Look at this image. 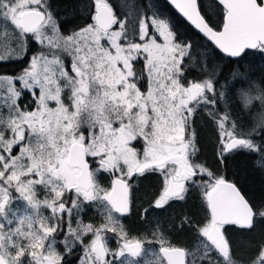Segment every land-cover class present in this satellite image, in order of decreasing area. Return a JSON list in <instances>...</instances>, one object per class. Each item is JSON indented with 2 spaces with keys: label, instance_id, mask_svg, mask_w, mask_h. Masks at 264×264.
<instances>
[{
  "label": "snow or ice",
  "instance_id": "obj_1",
  "mask_svg": "<svg viewBox=\"0 0 264 264\" xmlns=\"http://www.w3.org/2000/svg\"><path fill=\"white\" fill-rule=\"evenodd\" d=\"M170 2L237 63L249 50L264 53V0H211L207 9L201 0ZM88 12L68 30L50 0H0V63L25 61L0 74V264H67L77 249L79 264H264V233L249 241L247 260L229 235L264 224V197H248L238 179L200 162L193 128L207 112L217 165L247 150L264 167V81L234 73L225 90L192 43L140 0L120 10L90 0ZM226 96L229 111L219 108ZM148 173L161 188L145 223L149 209L201 188L203 218L173 225L186 241L159 222L132 236L122 222L134 180ZM86 208L99 223L85 222Z\"/></svg>",
  "mask_w": 264,
  "mask_h": 264
},
{
  "label": "trees",
  "instance_id": "obj_2",
  "mask_svg": "<svg viewBox=\"0 0 264 264\" xmlns=\"http://www.w3.org/2000/svg\"><path fill=\"white\" fill-rule=\"evenodd\" d=\"M143 1L144 0H140L141 3H143ZM150 1L155 3L158 12L162 13L163 17H166L170 20L175 31L181 36V38L192 43L196 54H198L200 51H206L207 53L213 55V67L220 71L221 77L228 79L231 73L235 72V59H226L218 52H216L201 37L196 35L162 0ZM201 2L205 9H207L211 4V0H201ZM50 3L52 4V10L59 14L60 19L61 17L69 19L67 21H70V23L66 25L68 30H71L79 25L88 22L89 0H50ZM248 54H255L259 59L264 60V56H262L261 53L257 50L249 51ZM221 63H223L222 67L220 65ZM8 67V65H0V71L4 73ZM197 72L198 70L189 74V77L191 79L197 78L192 77V75ZM197 114H199V112ZM197 114L195 115L196 117L194 116V118L196 119L193 118V126L195 127L198 147L200 149L198 153L199 161L206 163L212 169L219 167L222 174L226 175V177L232 181H236L237 178L241 180L239 176V167L237 168L233 164V162H238L235 164H242V166H244V169H247V171H250L252 174H254V177L256 176V179H254V185L259 186V188L262 187V185H264V177H262V179L257 178V174H259L261 171L257 173L256 170H258V167L260 165H257L258 167L255 165V159L252 160L254 164L250 160L253 166L250 162L242 160L241 163L238 159L236 161L231 160L233 161L232 163H229L231 165V168L229 167V164L227 168H225L224 165H217L216 155L218 140L216 128L214 127L213 122L211 123L212 127L211 125H209V123H200L201 119L198 118ZM257 143H261V140L259 138H257ZM258 158L260 159L259 156ZM261 170V173L264 175V170ZM245 172L246 171L242 170V176L245 177L244 187L242 188L247 193L248 197H254L256 199L264 197V188L263 191L254 189L255 192L254 190H250V188H248V186L246 185L247 177L245 176ZM137 179L138 181L134 182V205L132 208V212L129 214L130 217L128 218V222L124 223L129 233L134 236H139L141 234H144L145 232H150L152 228L157 224V222H159L161 227L166 228L170 232L171 238L175 242L180 243L186 241L190 234L187 232L177 231L176 228L173 227V225L175 224L178 227L180 219L185 215L192 216L195 220H200L203 218L204 205L202 202L201 188L199 186L191 188L184 201H173L170 203V206H166L163 209H149V213L146 217L148 223H145L144 219L142 218L143 210L144 208L149 207V203L152 202L159 193V190L161 188V178L158 174L148 173L143 177H137ZM239 185L242 186L240 183ZM257 226L258 227L250 233H243L235 228H232L230 230L229 235L231 239L236 242V244L238 239H242V247L241 245L237 244L238 252H241L240 254L245 256L247 253L243 254V252H246L247 249L250 251L247 244H249L250 240H253V236H256L255 240H258L260 238V235L264 233V224H257ZM250 255L251 252L250 254H248L247 259Z\"/></svg>",
  "mask_w": 264,
  "mask_h": 264
},
{
  "label": "rangeland",
  "instance_id": "obj_3",
  "mask_svg": "<svg viewBox=\"0 0 264 264\" xmlns=\"http://www.w3.org/2000/svg\"><path fill=\"white\" fill-rule=\"evenodd\" d=\"M110 2L114 5V7L117 10H120V9H123L130 2V0H110ZM89 3H90V0H89ZM142 4L146 5L147 6V10L150 11V12L151 11H158L157 7L155 6V3L150 1V0H144ZM61 19L62 20H64V19L69 20L67 18H62V17H61ZM36 47H37L36 45L32 46L33 51L36 49ZM198 59H199V61L201 63H206L210 70H215L218 73L219 78H220V84H221V86L224 87L225 90L227 89L228 85L232 82V76H233L234 73H241L244 77H246V78L250 77L252 80L256 81L257 83H260V82L264 81V60L263 59L262 60L259 59L257 57V55H255V54H248L244 59L240 60L239 63H237L236 60H235L234 61L235 62V72L231 73V75L229 76L228 79H225V78L221 77L220 71L213 67L214 57H213L212 54L207 53L206 51H200L198 53ZM24 63H25V61H20V62H18L17 66H13L12 69L10 70V72H9L10 75L19 72L20 69L24 66ZM220 65L222 67L223 63H221ZM0 74H2L1 71H0ZM192 77L199 78V70H198L197 73H194V75H192ZM188 79L191 80V78L189 76H188ZM221 103H222V105H221ZM219 108H221V109H223L225 111H229L230 110V101H227V96H226L225 99L221 100V102L219 104ZM198 112H199V114H197L198 118L201 119L200 123L203 124V122H206V123H209V125H211V123L213 121L208 116L207 112H205L203 110H199ZM194 119H196V118H194ZM194 119H193V121H194ZM243 122L246 124L247 120L245 119ZM213 125L216 128L214 122H213ZM211 127H212V125H211ZM193 128L195 130L194 126H193ZM240 154L241 155H245V156H239ZM237 156H239V157H236L233 161H236L238 159V160H240L239 162L242 163V160H243V161H246V162H250L251 165L253 166L254 162L252 160L255 159V161H256L255 165L256 166L260 165L259 164V160L260 159L258 158V156L260 157L259 153H254V152L250 153L247 150H241V152ZM250 160L253 162V164H252V162ZM233 161H230L229 163H232ZM235 163H238V162H233V164L235 165V167H237V168L239 167L240 173L239 172L238 173H239V176H240L241 180L238 179V178L237 179L239 180V183L242 185V187H244V183H245L244 182V178L245 177L242 176V170H244V171H246L245 172V176L247 177L246 185L248 186V188H250V190H254L255 189V190H259V191L262 190L263 191L264 185L261 184L262 187H260V188H259V186L254 185V179H256L255 178L256 176L254 177V174H252L250 171H247V169H244V166H242V164L240 165V164H235ZM229 167L231 168L230 164H229ZM261 169L264 170V167H262L260 165L258 167V170H256L257 173L259 171L262 172ZM261 172L259 174H257L258 175L257 176L258 179H262V177H264V175ZM137 181H138V179L136 178L134 180V182H137ZM104 182L108 183V179L106 178ZM133 189H135V187ZM255 190H254V192H255ZM88 209H89L90 212L87 213V216L92 215L90 220H92L93 216L94 217L96 216V219H98L100 221V216L98 215L97 211L94 210L93 208H86L85 210H88ZM87 216H86V218H87ZM126 217H128V216H126ZM126 217H124L122 219V222H123V220L126 221V219H127ZM94 222H96V221L94 220ZM132 236H134V235H132ZM252 239L255 240L256 236H253ZM237 244L241 245V247H242V239H238L237 240ZM110 246L115 247V238H113L110 241ZM247 246H249V244H247ZM240 253L241 252H238V257L242 258V260H247V257H248V254H250V251L247 249L246 252H243V254L247 253L246 254L247 256L246 255L244 256V255H242ZM239 254H240V256H239Z\"/></svg>",
  "mask_w": 264,
  "mask_h": 264
},
{
  "label": "flooded vegetation",
  "instance_id": "obj_4",
  "mask_svg": "<svg viewBox=\"0 0 264 264\" xmlns=\"http://www.w3.org/2000/svg\"><path fill=\"white\" fill-rule=\"evenodd\" d=\"M254 51V50H251ZM261 53V52H260ZM262 55V54H261ZM263 56V55H262ZM10 64V65H9ZM18 62H8V63H0V65H8L9 67L6 69V71L2 74H9L10 75V70L12 69L13 66H17ZM239 156H242L241 154ZM134 190V189H133ZM160 191V190H159ZM158 195V194H157ZM90 212L89 209L85 210V212L82 214L83 215V219L85 220V222L90 221L92 215L87 216V213ZM87 216V218H86ZM130 217V215L127 217L126 221L123 220V223H127L128 222V218ZM124 218V217H123ZM122 218V219H123ZM94 220L96 221V223H99L100 221L98 219H96V216L92 218L91 221L94 222ZM101 220V218H100ZM130 224V223H128ZM81 255V252L79 251V249H77L76 251H74L73 254L68 255L66 257L67 260V264H79V256ZM242 259V258H241Z\"/></svg>",
  "mask_w": 264,
  "mask_h": 264
},
{
  "label": "water",
  "instance_id": "obj_5",
  "mask_svg": "<svg viewBox=\"0 0 264 264\" xmlns=\"http://www.w3.org/2000/svg\"><path fill=\"white\" fill-rule=\"evenodd\" d=\"M166 5H168V7L171 8V10L196 34L198 35L199 37H201L209 46H211L216 52H218L221 56H223L224 58L226 59H231V60H234L235 58H229L227 56H225L224 54L220 53L218 49L215 48V46L207 41V39L198 31L195 29V27L193 25L190 24V22H188L186 20V18H184L182 16V14L179 13V11L177 9H175V7L171 4L170 0H162ZM251 51V50H249ZM263 56H264V53H261Z\"/></svg>",
  "mask_w": 264,
  "mask_h": 264
}]
</instances>
